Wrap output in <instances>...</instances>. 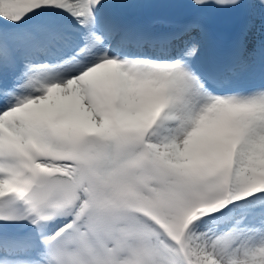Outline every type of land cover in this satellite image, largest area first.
<instances>
[{
	"label": "snow or ice",
	"instance_id": "snow-or-ice-1",
	"mask_svg": "<svg viewBox=\"0 0 264 264\" xmlns=\"http://www.w3.org/2000/svg\"><path fill=\"white\" fill-rule=\"evenodd\" d=\"M150 6L0 0V264H264V0Z\"/></svg>",
	"mask_w": 264,
	"mask_h": 264
},
{
	"label": "bare ground",
	"instance_id": "bare-ground-1",
	"mask_svg": "<svg viewBox=\"0 0 264 264\" xmlns=\"http://www.w3.org/2000/svg\"><path fill=\"white\" fill-rule=\"evenodd\" d=\"M157 1L158 0H139V2L150 4L151 6L146 8L151 10H154L153 8ZM177 1H178V7H176L174 14L168 16H172L173 19L180 22L189 21L194 14V10L188 6L190 4V0H177ZM131 10H135V9L125 10L123 15L129 13ZM163 16L164 15L157 14L156 18L161 19ZM206 23L209 32V40H215V43L213 44V47H210L208 40V45L204 53L208 52V54H210L212 57V60L210 61L209 65L222 64L227 61V59L230 57L232 53V43L237 31V23L235 22L234 19L226 15L215 13L211 10H208L207 12ZM149 29L157 30L158 28L156 26H153L150 27ZM229 41L230 44L227 45L226 43ZM225 46H227V48Z\"/></svg>",
	"mask_w": 264,
	"mask_h": 264
}]
</instances>
